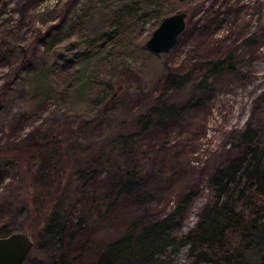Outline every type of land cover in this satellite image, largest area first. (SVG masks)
<instances>
[{"label":"rangeland","instance_id":"1","mask_svg":"<svg viewBox=\"0 0 264 264\" xmlns=\"http://www.w3.org/2000/svg\"><path fill=\"white\" fill-rule=\"evenodd\" d=\"M237 2L251 27L264 25V0H165L156 13H140L131 21L125 15L129 10L149 13L146 0H45L58 10L36 16L29 29L0 30V86L10 83L0 111V148L40 134L62 138V147L51 151L60 168H55L60 172L55 177L61 178L52 188V199L53 206L59 198L66 200L63 208L74 222L56 254L41 250L39 237L49 211L35 209L50 198L38 201L36 195L44 189L33 175L25 176L19 163L0 159V175L6 174L0 185V231L5 224L29 232L34 248L25 264H96L109 243L165 216L190 189L201 194L182 233L195 227L200 211L213 198L207 181L221 165L223 151L230 149L228 134L245 129L250 121L264 127V105L251 120L264 92V40L247 55L245 78L227 76L212 84L200 111L184 113L176 123L143 135L133 153L124 157L115 150H100L118 134L140 131L165 89L168 70L178 71L196 56L195 32L180 36L168 53L154 54L147 48L168 13L186 11L196 20L215 4L223 13L210 19L205 36L225 44L254 31L240 30L244 20L236 21V10L228 12ZM16 8L11 2L9 9ZM124 12L120 30H114ZM10 15L18 16L0 14V22ZM22 46L28 48L30 61L19 71ZM192 85L169 90L164 102L184 104ZM110 93L112 100L103 109ZM117 166L135 168L146 182L136 195L121 197L111 209ZM26 201L30 213L24 210ZM78 223L83 229L74 226ZM186 252L184 247L170 250L166 264H187Z\"/></svg>","mask_w":264,"mask_h":264},{"label":"trees","instance_id":"2","mask_svg":"<svg viewBox=\"0 0 264 264\" xmlns=\"http://www.w3.org/2000/svg\"><path fill=\"white\" fill-rule=\"evenodd\" d=\"M164 1L146 0L150 14L146 13L147 10L143 12L137 9L120 14V18L114 22L118 24L114 30H120L125 15L128 20L131 17H140V13L148 17L155 8L159 11ZM11 2L16 3L17 8L14 11L9 9ZM56 7L46 5L45 0H0V14L13 12L18 15L17 18L10 15L0 22V30L29 29L36 16L45 12H55ZM231 7L228 12L236 10V21L244 20L241 24L244 28L240 30L251 28L249 30L254 31L242 32L236 42L225 44L209 42L205 33L210 28V19L215 17L216 20L223 13L215 4L206 16L196 20L188 19L187 28L181 36L196 33L197 39L195 38L193 44L195 58L189 65L181 66L182 69L179 68L178 71L168 70L165 89L156 106L142 120L140 131L114 136L100 153H105L107 149L118 151L121 157L126 153H133L134 145L143 135L167 124L176 123L184 113L200 111L212 84L227 76L245 78L246 57L258 47L260 39L264 40V25L257 24L251 27L242 15L244 7L239 2L236 3V7L233 5ZM169 15L168 13L167 16ZM29 61V50L22 46L19 71ZM190 83L193 84L192 94L184 104L164 102L169 90H180ZM9 87L8 82L0 86V111ZM112 96L110 93L106 97L102 104L103 109L108 101L112 100ZM258 101L261 104L256 105L260 108L253 110L251 116L253 121L263 108L264 92L258 97ZM260 126L261 124L256 126L250 121L245 129L228 134L227 145H230V149L223 151L221 165L207 181L213 198L202 208L199 220L190 232L183 234L182 230L194 201L201 194L199 190L194 189L185 191L177 206L165 216L137 226L133 233L109 243L97 258L96 264H166L167 253L179 247L187 249V264H264V127L260 129ZM63 144L64 141L59 136L40 134L31 139L10 142L0 148L1 160L19 163L22 169H25V176L32 174L35 182L44 189V193L36 195V199L39 198L38 201H41L43 198L45 200L50 198L48 202H43L42 206L35 209V212L49 211L44 231L39 237L41 239L39 246L41 250L52 254H56L60 250L58 247L70 237L69 229L74 223L69 212L63 208L66 200L59 198V202L53 206L52 199L54 195L52 188H56V182L60 184L61 178L55 177V173H60L55 169L59 168V163L51 151L62 147ZM5 176V172H2L0 185L4 183ZM112 177L115 200L109 204L111 209H115L116 202L121 197L136 195L146 182L145 177L135 168L117 166ZM24 204V210L30 213L32 211L30 203L26 201ZM74 226L83 229L79 223ZM13 232L15 230H10L3 224L0 237Z\"/></svg>","mask_w":264,"mask_h":264},{"label":"water","instance_id":"3","mask_svg":"<svg viewBox=\"0 0 264 264\" xmlns=\"http://www.w3.org/2000/svg\"><path fill=\"white\" fill-rule=\"evenodd\" d=\"M188 19L186 11L165 17L147 41V48L154 54L168 53L185 32ZM33 248L34 241L28 231L0 237V264H25Z\"/></svg>","mask_w":264,"mask_h":264}]
</instances>
